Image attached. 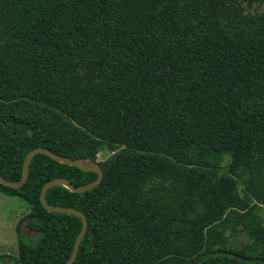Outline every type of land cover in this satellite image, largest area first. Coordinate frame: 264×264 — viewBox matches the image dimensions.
I'll list each match as a JSON object with an SVG mask.
<instances>
[{
	"label": "trees",
	"instance_id": "trees-1",
	"mask_svg": "<svg viewBox=\"0 0 264 264\" xmlns=\"http://www.w3.org/2000/svg\"><path fill=\"white\" fill-rule=\"evenodd\" d=\"M245 0H0V174L43 146L100 162L50 204L88 219L73 264H264L230 233L264 204V12ZM228 158L227 162L225 159ZM98 173L38 153L14 264H65L83 226L43 185ZM239 187L246 193L242 195Z\"/></svg>",
	"mask_w": 264,
	"mask_h": 264
},
{
	"label": "rangeland",
	"instance_id": "rangeland-1",
	"mask_svg": "<svg viewBox=\"0 0 264 264\" xmlns=\"http://www.w3.org/2000/svg\"><path fill=\"white\" fill-rule=\"evenodd\" d=\"M249 11L264 12V0H245ZM112 150L102 148L97 159L93 160L100 162L107 159ZM228 158L225 159L227 162ZM242 195L246 193L243 187H239ZM260 210L256 211L254 225L252 227H240L236 232L230 233L228 246L232 248L250 247L255 241L254 227L258 224L264 225V204L260 203ZM32 212V205L26 200L15 196L8 195L0 191V264H14L15 257L19 252V235L18 228L29 221L28 216Z\"/></svg>",
	"mask_w": 264,
	"mask_h": 264
},
{
	"label": "water",
	"instance_id": "water-1",
	"mask_svg": "<svg viewBox=\"0 0 264 264\" xmlns=\"http://www.w3.org/2000/svg\"><path fill=\"white\" fill-rule=\"evenodd\" d=\"M38 153L47 154L48 156H50L51 158H53L54 160H57L59 162L72 164V165L78 166L84 170H92V171H95L98 173V177L95 180L88 182V183L81 185V186H76L69 179L64 178V177L53 178V179L48 180L43 185L42 190H41L40 199H41L42 205L48 211L71 213V214L78 215L82 218V221H83L82 229L80 230L79 234L77 235L75 242H74L72 253L65 263V264H73L77 255H78V251L80 248L81 241L87 232L88 219H87L86 215L81 210H78L75 207L50 204L47 200L46 193L50 187H52L54 185H58V184L64 185L74 192H78V193L86 192L87 190H90L91 188L99 185L102 182L103 177H104V171H103L101 164H99L93 160L83 159V158H73L71 156L61 155V154H58V153L52 151L51 149H49L47 147L38 146V147L31 149L26 154V157H25L24 163H23V170H22V175H21L20 180L13 181V180H10V179L4 177L2 174H0V183L4 184L6 186L12 187V188H18V187H21L23 184H25L27 181V178H28L29 166H30L31 160ZM22 229L28 235H32V236L33 235H35V236L40 235V232L32 230L31 228H29L28 221L24 222V224L22 225Z\"/></svg>",
	"mask_w": 264,
	"mask_h": 264
}]
</instances>
